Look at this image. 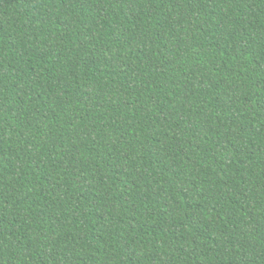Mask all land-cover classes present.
Wrapping results in <instances>:
<instances>
[{
  "label": "trees",
  "instance_id": "obj_1",
  "mask_svg": "<svg viewBox=\"0 0 264 264\" xmlns=\"http://www.w3.org/2000/svg\"><path fill=\"white\" fill-rule=\"evenodd\" d=\"M0 264H264V0H0Z\"/></svg>",
  "mask_w": 264,
  "mask_h": 264
}]
</instances>
